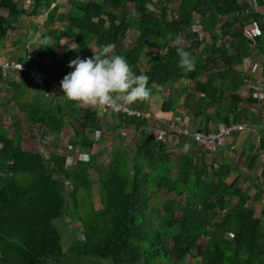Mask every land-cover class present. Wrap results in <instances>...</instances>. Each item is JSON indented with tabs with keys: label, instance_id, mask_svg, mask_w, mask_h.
Here are the masks:
<instances>
[{
	"label": "trees",
	"instance_id": "obj_1",
	"mask_svg": "<svg viewBox=\"0 0 264 264\" xmlns=\"http://www.w3.org/2000/svg\"><path fill=\"white\" fill-rule=\"evenodd\" d=\"M57 1L32 2V13H46L42 52L60 57L51 43L64 36L73 37L78 46L91 44L97 52L111 45L109 55L123 56L134 74L148 77L150 94L162 90L163 113L172 111L179 101L182 89L176 82L188 79L195 82L199 96L188 97L194 117L224 126L249 119L247 111L236 107L256 98L238 94L246 83L245 76L232 75L227 85L230 97L226 98L224 90L219 92L224 72H216L215 55L231 68L244 56L253 57L256 50L263 57L264 74V16L260 12L250 10L240 0H65L68 11L59 10ZM255 1L264 5V0ZM128 2L137 5L136 13ZM2 7L13 17L24 11L16 0H0ZM170 10L176 16H171ZM233 13H237L234 19ZM195 14L203 33H208V43L205 35L203 39L187 36ZM252 20L259 23L261 32L249 38L244 27ZM56 21L63 29L51 26ZM202 42L209 44L210 52L196 59L194 49ZM228 42L234 55L226 48ZM149 46L154 55L145 65L143 55ZM177 48L190 53L194 71L185 73L178 67ZM74 53L64 56L70 58ZM92 55L88 51L87 56ZM68 72L67 66L62 73L57 71L56 63L47 69L51 80L46 78L42 87L51 98L42 96L22 113L13 136L0 129V264H60L67 249L56 220L65 215L69 204L83 227V238L69 247L77 256L113 264H264L263 214L256 216L253 203L247 204L249 198L239 189L235 191L240 201L226 209L228 201L223 195L229 186L222 182L217 185L220 190L203 189L205 160L194 163L189 154L165 148L156 140L147 119L130 117L131 124L142 131L140 145L106 147L101 153L107 157L104 163L97 153L85 162L73 163L58 151L47 158L39 150L24 148L23 132L38 125L52 134L73 128L71 143L86 150L93 147L92 137L99 128L97 109L67 101L62 92L53 94V85ZM170 90L176 91L173 96ZM212 104L217 107L210 114L207 109ZM222 167L224 181L229 168ZM92 172L99 180L98 209L91 199ZM82 192L89 215H79ZM218 209L226 212L214 221Z\"/></svg>",
	"mask_w": 264,
	"mask_h": 264
},
{
	"label": "crops",
	"instance_id": "obj_2",
	"mask_svg": "<svg viewBox=\"0 0 264 264\" xmlns=\"http://www.w3.org/2000/svg\"><path fill=\"white\" fill-rule=\"evenodd\" d=\"M16 2L19 7L24 9V11L17 17L10 15L8 9L4 7L0 8V56L1 58L3 57V59L21 65V68L10 70L7 74H3L0 71V120L2 121V119H5L3 116H10L11 118V116L13 117L14 115V128L16 121L21 119L22 113L28 112L34 102H37L42 96L45 100L51 98V94L45 92L42 87L46 78H48L47 80L49 81L51 80V78L47 77L45 73L46 70L51 67L53 68L56 63V70L60 73L63 72L65 66H67L68 71L70 72L72 69L68 67L69 61L77 56L80 58L88 57V51L93 53L91 48H94L91 44L78 46L73 37L64 36L59 40H55L53 37L54 40H52L53 42L51 43L56 48L55 52H59L60 57L52 56L48 52H42L41 45L44 44V35L46 33V13L44 11H39L37 14L32 13L33 0H16ZM58 2L61 5L59 10L65 9L68 11L69 5L65 0H58L57 3ZM240 3L244 6H248L250 10L255 9V11L260 12L264 16L263 4L261 5L255 0H240ZM127 4H129V2ZM171 13V16H176L175 11H172ZM195 15L191 21V30L193 26H196L201 34H197V36L190 35L188 28L186 29V32H189L187 36L193 37L194 39H203L205 35L208 43L210 40L208 33H203L202 27L199 23V16ZM236 17L237 13H233L232 18L234 19ZM223 18L225 19L226 16ZM1 19L3 20L1 21ZM51 26L53 28L63 29V25L62 23L60 24L59 21H56L55 24H52ZM257 28L260 33L261 28L259 23L256 20H252L245 25L244 34L247 36L246 33L248 31H256ZM247 37L251 38L250 36ZM65 40H71V42L69 43ZM207 43L202 42L200 44L203 45V50H206L203 51L204 55L205 52H210L208 48L209 44ZM185 45L189 46L188 43H185ZM225 45L228 52L234 55L230 43L228 42ZM197 48L198 47L194 49L195 52H197ZM148 51H152L151 46L146 49L143 59L146 58L147 53H149ZM71 52L75 53L70 58H65L64 55ZM253 52V57L247 56L251 59L244 56L242 61L236 63V65L231 68L225 65L222 58L215 55L217 57L215 59L216 72H224L223 86H221L219 92L224 90L226 98L230 97V92L227 88V85H229L228 81L231 79L232 75L237 72L243 74L246 81V83L239 89L238 94L243 98L256 97L255 101L250 100L249 104L244 101L236 106L237 109L243 110V112L247 111L249 119L241 123H234L244 124L245 126L242 129L235 130L228 138L227 142L220 146L215 152L204 151V149L200 147L190 135L183 134L179 131L182 128H189L191 131L203 130L209 132L218 130L224 126L221 123H214L212 120L205 123V118L202 116H199V118L194 117V106L188 105L190 102L188 98L189 95H194V98L199 97L195 92L194 81L189 80L190 82H193V91L190 92H188L187 84L184 86L178 84L182 80L176 82L175 86L181 87L180 89H182L180 91L181 96L176 103V107L172 111H168L169 113L162 112V100L157 101V103L154 102V100L152 101V99L156 97L154 93L150 94L147 100L138 101L128 106L149 114V117L140 116V118L149 121V125L152 126L151 131H153L156 140L161 141L165 148L175 149L184 154H189L194 163L200 162L203 159L205 160L207 163V169L203 171V189L208 188L209 190L215 188L220 190L222 187L217 185L222 182L229 186L228 190H226V193L223 195V200L228 201V205L225 206L226 209H230L233 204L240 201L239 195H237L235 191L239 189L240 192L244 193L247 198H249L247 199V204L253 203L256 216H262L263 214L264 218V145L261 146V140L264 139V121H262L264 119L263 57L256 52V50H253ZM149 54L151 60L154 52ZM194 58H199H197L196 53ZM232 60L234 59L232 58ZM245 66L248 67L247 71L244 70ZM187 80L188 79H183V82L186 83L185 81ZM173 88L176 89L175 87ZM52 91L53 94L56 95L62 92L60 89V82H56L53 85ZM183 91L188 92L185 99L183 97ZM175 92L173 90L169 91L171 96H173ZM226 103L224 104V109L227 108ZM215 106L217 107L216 104H212L208 107L207 110L210 114L216 109ZM86 107L97 109L98 112L99 128L98 131L93 134L92 138L94 143L91 149L86 150L82 146L71 143L73 140L72 138L74 137L73 128H67L59 133H54L55 135H65L64 142L66 148L69 146L68 148L71 150L69 155L67 152H65L64 155H67L70 162H85L86 159L88 160L90 154L98 153V145L104 144L105 139L108 144L116 141L115 145L109 144L107 148L116 145L125 146L127 143H130L128 141H131L129 146L132 148H137L140 145L143 137L142 131L137 130L134 124H131L129 121L130 117H124L121 114H108L101 107ZM103 116H105V118L101 119ZM122 119L124 120L123 122ZM0 126L1 129L3 124H0ZM173 126H176L177 129H174ZM37 128L47 129L42 125H38ZM158 135H160V138H158ZM132 136L136 137V139L138 138V140L132 142ZM110 138L112 139L110 140ZM76 148H79L80 150L77 152ZM104 148H106V146ZM83 154L87 156L86 159L83 157ZM80 155H82L80 158L82 160L76 158V156L80 157ZM222 165H227L229 168V173L224 181L223 175L225 169ZM98 188L95 190L99 191ZM95 208L98 209L97 207ZM226 209H218L217 216L213 217L214 221L222 219L225 215Z\"/></svg>",
	"mask_w": 264,
	"mask_h": 264
},
{
	"label": "clouds",
	"instance_id": "obj_3",
	"mask_svg": "<svg viewBox=\"0 0 264 264\" xmlns=\"http://www.w3.org/2000/svg\"><path fill=\"white\" fill-rule=\"evenodd\" d=\"M91 57L77 56L68 63L72 70L60 81V89L67 101L78 105L107 107L118 111L122 105L145 101L150 95L145 74H134L127 60L111 54L112 46L104 45ZM178 67L185 73L195 70L189 52L177 48ZM19 69V68H18Z\"/></svg>",
	"mask_w": 264,
	"mask_h": 264
},
{
	"label": "rangeland",
	"instance_id": "obj_4",
	"mask_svg": "<svg viewBox=\"0 0 264 264\" xmlns=\"http://www.w3.org/2000/svg\"><path fill=\"white\" fill-rule=\"evenodd\" d=\"M128 7L130 8V10L132 12L136 13L137 5L134 2H129ZM196 16H198V15H196ZM197 34L200 35L201 33L199 32L198 27L193 26L190 35L197 36ZM66 42L70 43L71 40H67ZM130 42H131V37L126 39L125 45L128 47L130 45ZM148 52L152 54L153 50L148 51ZM149 53H147V56L144 59L145 65H147L145 62H149V60H150V54ZM202 54H203V45H201L200 47L197 48V52H196L197 58ZM185 82L186 83H184L182 80L178 84H180L182 86L187 84L188 85L187 86L188 92L193 91L192 90L193 89L192 88L193 82H190L189 80H187ZM183 92H184L183 97L185 99L188 92L187 91L186 92L183 91ZM154 94L156 97L153 98L152 101L154 100V102H156V103H157V101L162 100V98L164 97L162 90L159 91V89L157 91H155ZM156 103H154V104H156ZM3 117H5L6 120L5 119L4 120L2 119V121L0 120V124L1 125L3 124V127H2L3 130H1V131L5 132V130H6L8 135L13 136V134L15 133L13 118H15V116L13 115V117L11 116V118H10V116H3ZM104 118H105V116H103L101 119H104ZM64 137H65V135H63V134H60V135L54 134L53 135L47 129L37 128L34 130H28V131L23 132L22 143H23L24 148H34L35 150H39V151L43 152L47 158H50L51 154H53L56 151L61 152L63 154L65 152H67V154L69 155V152L71 149L68 148L69 146L66 148V144L64 142ZM108 139H109V137H108ZM111 139L112 138H110V140ZM136 140H138V138L136 139V137L132 136V142H134ZM128 142H130V143H127L126 144L127 146H129L131 144V141H128ZM109 144L115 145L116 141L110 142ZM109 144L107 143V141L105 139L104 144L98 145L99 149L97 150V152H98L97 154H98V160L100 161V163H104L107 161V157L101 153H102V149L105 146L106 147L109 146ZM81 156L82 155H80V157L76 156V158H78V160H79L81 158ZM83 157L86 159L87 156L83 155ZM96 175L97 174L95 172H92L90 175L92 182H93V189H94V192L92 194L91 199H92L93 205L95 207L99 208L101 206V203H100L99 191L95 190L99 186L98 179H97ZM80 197H81V202H80L81 206L79 208V215H86V214L89 215V208L87 207L88 202L85 200V198H86L85 194L82 192ZM62 215L58 220H56V225L59 227V230H60V233H61L62 239H63V245L67 249V253H66V257L62 259L60 264H113L109 260H101V259H98L95 257L86 258L85 256H77V255L73 254L72 252H70L69 247L76 240H80L83 238V230H82L83 227H82V223L80 222L79 217L75 213L72 205L69 204V206L65 212V215L63 217H62ZM67 259H68V261H66Z\"/></svg>",
	"mask_w": 264,
	"mask_h": 264
},
{
	"label": "built area",
	"instance_id": "obj_5",
	"mask_svg": "<svg viewBox=\"0 0 264 264\" xmlns=\"http://www.w3.org/2000/svg\"><path fill=\"white\" fill-rule=\"evenodd\" d=\"M259 29L255 31H248L246 34L253 38L255 35L259 34ZM21 68V65L15 62H12L7 59H3L0 57V71L3 74H7L10 70ZM244 70L247 71L248 67H244ZM100 107V106H99ZM108 114H121L124 117H132V116H145L149 117L147 113H143L137 109H133L128 105H122L118 111H113L110 108L101 106ZM245 125L244 124H229L222 126L218 130L205 132L203 130H194L191 131L189 128H182L179 130L183 134L190 135L193 140L204 150L208 152H215L220 146L224 145L231 134L238 129H242ZM174 129H177L176 126H173ZM160 138V135H158ZM80 149L76 148L78 152Z\"/></svg>",
	"mask_w": 264,
	"mask_h": 264
}]
</instances>
